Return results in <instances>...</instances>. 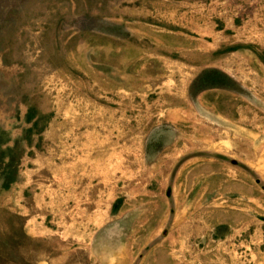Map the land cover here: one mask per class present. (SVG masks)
Instances as JSON below:
<instances>
[{"label":"rangeland","instance_id":"1","mask_svg":"<svg viewBox=\"0 0 264 264\" xmlns=\"http://www.w3.org/2000/svg\"><path fill=\"white\" fill-rule=\"evenodd\" d=\"M0 264H264V0H0Z\"/></svg>","mask_w":264,"mask_h":264}]
</instances>
